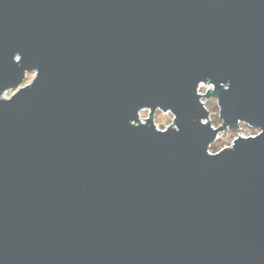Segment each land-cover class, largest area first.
I'll use <instances>...</instances> for the list:
<instances>
[{
	"label": "water",
	"instance_id": "water-1",
	"mask_svg": "<svg viewBox=\"0 0 264 264\" xmlns=\"http://www.w3.org/2000/svg\"><path fill=\"white\" fill-rule=\"evenodd\" d=\"M0 264H264V0H0Z\"/></svg>",
	"mask_w": 264,
	"mask_h": 264
},
{
	"label": "rangeland",
	"instance_id": "rangeland-1",
	"mask_svg": "<svg viewBox=\"0 0 264 264\" xmlns=\"http://www.w3.org/2000/svg\"><path fill=\"white\" fill-rule=\"evenodd\" d=\"M36 77L35 71H29L26 74V79L21 84L22 86L28 85V83L32 82L34 78ZM211 88L209 84H203L201 90L199 92L206 93L207 90ZM15 92L14 89H9L5 94L4 97H10ZM206 104V107L209 110L210 116L209 121L214 127H219L223 125V120L220 117L219 113V104L217 102V99H206L203 98V100ZM150 109H144L140 112V119L142 122H145L147 118H149ZM155 124L159 129H165L167 127H170L171 125H174V114L170 112H163L162 110H157L155 112ZM173 123V124H172ZM260 129H257L255 127H252L250 124H247L245 122H240V126L237 129H231L227 128L226 132L225 130L221 131L219 133L218 138L215 142L212 143L210 147V151L212 153H216V151H219L223 148H226L227 146H232V143L238 136L242 135L245 137H248L249 135H257L259 134Z\"/></svg>",
	"mask_w": 264,
	"mask_h": 264
},
{
	"label": "built area",
	"instance_id": "built-area-1",
	"mask_svg": "<svg viewBox=\"0 0 264 264\" xmlns=\"http://www.w3.org/2000/svg\"><path fill=\"white\" fill-rule=\"evenodd\" d=\"M210 85V84H209ZM203 86V85H202ZM202 86H201V88H202ZM211 87H212V85H210ZM201 88H199V91L201 90Z\"/></svg>",
	"mask_w": 264,
	"mask_h": 264
}]
</instances>
